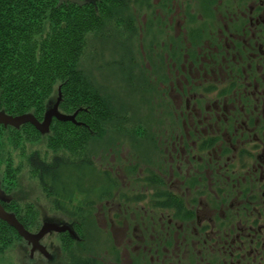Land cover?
<instances>
[{
  "label": "flooded vegetation",
  "instance_id": "flooded-vegetation-1",
  "mask_svg": "<svg viewBox=\"0 0 264 264\" xmlns=\"http://www.w3.org/2000/svg\"><path fill=\"white\" fill-rule=\"evenodd\" d=\"M164 1L139 6L145 23L153 6L160 16L145 55L148 131L119 125L93 139L69 161L87 160L94 187L53 207L76 234L92 210L101 264H264V0ZM0 112L12 115L1 98ZM27 125L0 122L1 144L14 132L29 141ZM12 158L0 149V205L11 213ZM37 162L48 163L33 161L36 173Z\"/></svg>",
  "mask_w": 264,
  "mask_h": 264
},
{
  "label": "trees",
  "instance_id": "trees-1",
  "mask_svg": "<svg viewBox=\"0 0 264 264\" xmlns=\"http://www.w3.org/2000/svg\"><path fill=\"white\" fill-rule=\"evenodd\" d=\"M166 1L171 3V0ZM142 3L153 2L91 0L90 3L79 6L72 2L58 5L57 0H0V84H4L3 89L8 91L6 96L1 94L0 98L8 112L20 114L33 111L40 118L44 99L51 94L55 81L60 80L62 100L59 107L66 112L80 109L76 120L82 124L53 120V133L48 135V145L52 149L62 146L74 151L78 147L84 148V141L89 137H101L104 122L111 120L114 113L109 99L90 85L88 78L77 69L76 62L80 58L86 34L93 30H102L109 17L116 16L117 21L124 24L126 31L135 37L140 19L135 15L136 11L128 7L130 4L139 6ZM153 7L152 10H147L148 19L152 22L160 17L156 15ZM45 22L49 27L43 33ZM147 27L152 34L149 40L144 41L158 45L153 32L156 27L150 24ZM108 38L110 37L105 38L106 41ZM140 93L141 96L144 95V92ZM27 126L28 138L36 139L39 136L38 131L32 124L28 123ZM86 161L76 164L55 156L48 163L35 164L42 187L53 197L56 208L63 204L66 197H74L73 190L82 188V191H88L94 187L95 178L89 173L92 168ZM67 192L65 197L64 193ZM88 194L91 195V192ZM81 211L71 213L79 215ZM84 216L87 225L75 227L80 241L73 240L68 235L61 236L67 252V262L101 264L98 260L100 253L93 228L92 210H86ZM19 221L24 227L28 225L26 220L20 218ZM6 224L5 221L2 222L5 228L0 229V244L7 239L5 231L8 228L16 232Z\"/></svg>",
  "mask_w": 264,
  "mask_h": 264
},
{
  "label": "rangeland",
  "instance_id": "rangeland-1",
  "mask_svg": "<svg viewBox=\"0 0 264 264\" xmlns=\"http://www.w3.org/2000/svg\"><path fill=\"white\" fill-rule=\"evenodd\" d=\"M59 4L61 3L58 1ZM135 5L130 4L128 7L132 11H136L135 15L140 19L138 22L139 30H137L135 37L126 31L124 24L119 23L116 16L109 17L107 20L104 19L105 25L102 30H93L86 34L80 58L76 62L77 69L88 78L90 85L97 88L103 97L109 99L110 107L114 113L111 120H108L110 123L108 125L103 124L104 131L101 137L118 135L114 131L119 125H123L126 129H133L134 133L148 131L146 122L152 114V109H150L151 106L148 105L145 95L146 99L140 93L145 92L146 74L144 72L147 66L145 55L147 56L149 42L144 41L147 40L144 26L150 24L156 27V23L150 21L148 16L145 23L143 19L144 12L140 13V5ZM182 8L185 7L178 1L172 17L175 19L181 18L180 11H182ZM194 9L197 13V8L194 7ZM48 27L46 23L43 33L46 32ZM108 36L110 38L106 41L105 38ZM60 87L61 81L56 80L52 86L51 94L44 99V108L40 118L35 116L39 121L42 120L44 110L52 106L57 100L59 89L62 96V88ZM58 110L67 114H73L76 111L66 112L61 110L59 105ZM31 112L34 114L33 111ZM52 124L46 133L42 134L38 131L39 136L36 139L27 141L22 137V133L14 132V137H8L6 143L1 144L0 142V149H3L5 153H7V149L10 150L13 156L12 165L16 167L18 200L14 203L15 207L12 209V214L17 213V216H19L16 217L18 221L20 218L26 220L28 222L26 228L34 233L47 221L56 224H67V222L65 217L53 207L51 195L44 191L40 178L32 167L33 161L50 162L56 155L61 156L64 160L77 161L88 156V147L93 139H97L95 136L89 137L84 148L79 149L78 147L74 151L62 146L52 149L47 143L48 135L53 133L51 132ZM15 127L12 130H15ZM8 133L10 134V132ZM99 143L104 144L103 141ZM27 210L29 212L26 214ZM33 216L35 217L32 218ZM2 222L0 220V229L5 228ZM5 232L8 237L4 243L0 244V264H69L63 240L58 237L59 235H56V232H47L39 240L43 252L38 249L31 251V244L25 241L17 232H12L9 228ZM86 233L91 235L89 232ZM76 237H78V234H76Z\"/></svg>",
  "mask_w": 264,
  "mask_h": 264
},
{
  "label": "water",
  "instance_id": "water-1",
  "mask_svg": "<svg viewBox=\"0 0 264 264\" xmlns=\"http://www.w3.org/2000/svg\"><path fill=\"white\" fill-rule=\"evenodd\" d=\"M59 3H68L72 2L75 4H78L79 6L90 3L91 0H58ZM57 100L52 104V106L46 108L42 117V120L39 121L35 115L31 113H21L20 115H11L6 114L4 112H0V122L4 124H12L16 127H19L22 123H32L35 128L40 133H46L49 130V127L52 123V118L55 117L59 121H72L74 124L81 125L82 122L77 121L75 119V115L78 112V110L74 111L73 114H67L63 113L60 110H58V105L60 103L61 99V91L59 89L58 96L56 98ZM0 220L6 221L9 226H11L13 229L16 230V232L27 242L31 244V251L34 250H40L43 252V247L40 243V239L47 234V232L50 231H69L71 236L76 237V232L74 229H72L69 224H56L52 222H46L44 223L37 231L36 233L29 231L26 227L23 226V224L18 221L15 215H13L11 212H8L7 210H4V208L0 205Z\"/></svg>",
  "mask_w": 264,
  "mask_h": 264
}]
</instances>
